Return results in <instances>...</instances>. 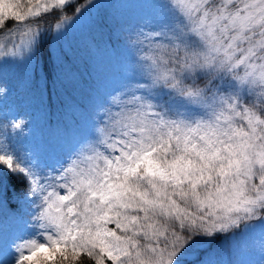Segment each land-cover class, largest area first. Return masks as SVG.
I'll return each mask as SVG.
<instances>
[{
  "label": "snow or ice",
  "instance_id": "6c2138e0",
  "mask_svg": "<svg viewBox=\"0 0 264 264\" xmlns=\"http://www.w3.org/2000/svg\"><path fill=\"white\" fill-rule=\"evenodd\" d=\"M100 2L0 0V80L23 67L50 114L87 120L50 162L21 146L33 117L0 87V264H216L264 237V0H139L154 10L111 22ZM86 18L132 69L78 105L53 41Z\"/></svg>",
  "mask_w": 264,
  "mask_h": 264
},
{
  "label": "trees",
  "instance_id": "16d2710c",
  "mask_svg": "<svg viewBox=\"0 0 264 264\" xmlns=\"http://www.w3.org/2000/svg\"><path fill=\"white\" fill-rule=\"evenodd\" d=\"M127 1L124 4L122 0H101L94 10V15H99L111 22L113 18L138 19L154 10L145 4L138 7L139 0ZM61 48L69 57L71 65L77 69V83L73 96L78 105L90 103L89 95L93 88H98L100 91L110 90L131 73L132 54L119 42L118 34L109 28L94 25L88 19L53 41L54 52H58ZM6 72L8 79L0 80V87L8 89L7 105L15 106L21 113L28 112V119L33 117L31 135L21 141V146L51 162L56 154L67 146L73 135L86 129V113L81 108L74 107L63 115L55 114V108H53L54 115L50 114L40 102L39 91L28 82L25 68L9 65ZM48 95L45 93V103L49 102ZM55 103L56 98L53 95L52 104L55 105ZM56 121H59L66 130L63 135L57 136L54 133ZM11 194L10 186L9 195ZM16 229L17 227L11 221L5 222L6 236L13 234ZM224 253L226 255V250L222 255ZM188 259L191 260V257ZM221 259L224 261L225 256ZM258 264H264V260H259Z\"/></svg>",
  "mask_w": 264,
  "mask_h": 264
},
{
  "label": "rangeland",
  "instance_id": "374dc122",
  "mask_svg": "<svg viewBox=\"0 0 264 264\" xmlns=\"http://www.w3.org/2000/svg\"><path fill=\"white\" fill-rule=\"evenodd\" d=\"M124 1V4H126L127 0ZM136 1V0H133ZM137 6L140 7L142 3L139 1L137 2ZM87 21V18L78 22L77 25H81ZM75 27V26H74ZM13 223V222H12ZM14 226L18 227L16 223H13ZM9 235V234H7ZM262 237V234L259 230H253L249 233L247 240L248 243L244 247L240 248H233L232 252L229 253L226 250V255L223 252H221V255H215L214 261L216 264H258V261L264 260V248L260 247L257 241H259ZM224 247V246H221ZM225 256V260L223 261L221 258Z\"/></svg>",
  "mask_w": 264,
  "mask_h": 264
}]
</instances>
